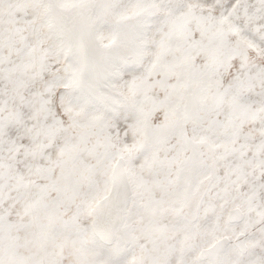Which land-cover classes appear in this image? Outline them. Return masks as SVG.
Segmentation results:
<instances>
[{"label": "snow or ice", "instance_id": "6c2138e0", "mask_svg": "<svg viewBox=\"0 0 264 264\" xmlns=\"http://www.w3.org/2000/svg\"><path fill=\"white\" fill-rule=\"evenodd\" d=\"M0 264H264V0H0Z\"/></svg>", "mask_w": 264, "mask_h": 264}]
</instances>
